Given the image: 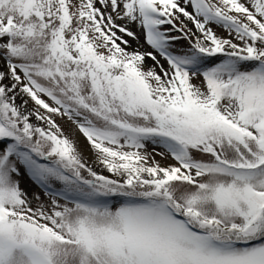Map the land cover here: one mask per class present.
I'll return each mask as SVG.
<instances>
[{"label": "snow or ice", "instance_id": "obj_1", "mask_svg": "<svg viewBox=\"0 0 264 264\" xmlns=\"http://www.w3.org/2000/svg\"><path fill=\"white\" fill-rule=\"evenodd\" d=\"M0 264H264V0H0Z\"/></svg>", "mask_w": 264, "mask_h": 264}, {"label": "rangeland", "instance_id": "obj_2", "mask_svg": "<svg viewBox=\"0 0 264 264\" xmlns=\"http://www.w3.org/2000/svg\"><path fill=\"white\" fill-rule=\"evenodd\" d=\"M190 26V25H189ZM216 31L218 32V34H222V32H221V30L220 29H216ZM140 34V41H139V44L140 45H143V47H142V50H149V51H151V49L148 47V45H146L145 43H144V39H143V36H142V33H139ZM133 42V44L134 45H137V43L135 42V41H132ZM179 46H186V42H184L182 45H178V47ZM159 57V56H158ZM161 59V58H160ZM161 62L162 63H164V61L163 60H161ZM147 64H149L150 65V63L147 61ZM165 67H167V65L165 64ZM200 81H197V80H194L193 81V83H199ZM19 102V101H18ZM29 106H31V105H29ZM59 122V121H58ZM65 132L66 133H68V134H70L71 135V133L69 132V129H68V127L67 126H65ZM76 136L78 137V139H79V144H80V146L81 147H84L85 145H86V141H85V138L82 136V135H80L78 132L76 133ZM150 150H151V147H150ZM157 159H159V157H157ZM163 162V161H162ZM97 171H99L100 169L99 168H97L96 169ZM31 186V191H33V192H40V189L39 188H37L34 184H32V182L25 176L23 179H22V187H27V186ZM41 195H42V193H41Z\"/></svg>", "mask_w": 264, "mask_h": 264}, {"label": "bare ground", "instance_id": "obj_3", "mask_svg": "<svg viewBox=\"0 0 264 264\" xmlns=\"http://www.w3.org/2000/svg\"><path fill=\"white\" fill-rule=\"evenodd\" d=\"M191 26V25H190ZM139 33H142V30H138V35H140ZM142 36H143V33H142ZM130 43L132 44V46L135 48L137 47V45H134L132 41H130ZM142 50V49H141ZM144 51V50H142ZM145 51H149V50H145ZM158 59H160V57L157 56ZM148 62L151 64L152 61L148 60Z\"/></svg>", "mask_w": 264, "mask_h": 264}]
</instances>
